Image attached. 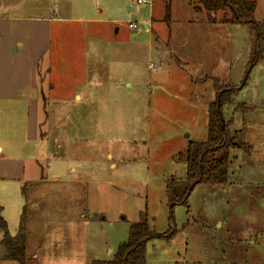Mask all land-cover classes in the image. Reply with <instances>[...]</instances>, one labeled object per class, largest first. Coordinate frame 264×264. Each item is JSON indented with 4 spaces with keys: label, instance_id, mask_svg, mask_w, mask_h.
<instances>
[{
    "label": "rangeland",
    "instance_id": "1",
    "mask_svg": "<svg viewBox=\"0 0 264 264\" xmlns=\"http://www.w3.org/2000/svg\"><path fill=\"white\" fill-rule=\"evenodd\" d=\"M197 1L73 0V23H55L39 115L0 108V172L20 167L0 178V264H20L6 239L21 233L27 264L110 261L145 211L147 264H264V0H249L257 29ZM59 29L72 46L61 65ZM227 86L229 181L184 197L180 154L206 141Z\"/></svg>",
    "mask_w": 264,
    "mask_h": 264
},
{
    "label": "crops",
    "instance_id": "2",
    "mask_svg": "<svg viewBox=\"0 0 264 264\" xmlns=\"http://www.w3.org/2000/svg\"><path fill=\"white\" fill-rule=\"evenodd\" d=\"M74 2L73 0H0V108L4 103H8L7 101H20L27 104L29 114H33L32 109L39 115L43 107L41 101L45 96V90L49 87L42 75V64L51 50L53 28L55 23L60 28H68L73 23L75 17H73L72 3ZM102 9L105 12V8ZM128 9L130 14L138 12V8L131 5ZM59 31L57 36L61 35L63 39V34L60 29ZM60 37L56 38L58 48L55 55L59 57L57 65H61L63 54L66 57L65 61L67 58L72 59V46L67 45L68 43L63 45ZM159 48L157 46V50H160ZM53 88L56 89V86L50 87L51 90ZM70 97L75 100L82 99L77 92L72 93ZM3 153L4 145L0 143V157ZM19 172V166L17 170V166L10 165L6 171L0 172V178L12 179V176Z\"/></svg>",
    "mask_w": 264,
    "mask_h": 264
},
{
    "label": "trees",
    "instance_id": "3",
    "mask_svg": "<svg viewBox=\"0 0 264 264\" xmlns=\"http://www.w3.org/2000/svg\"><path fill=\"white\" fill-rule=\"evenodd\" d=\"M197 3L198 9L223 13V18L219 20L221 24H248L256 29L260 25L255 21L257 7L255 2L249 0H198ZM165 21H171L170 6H168ZM254 62L253 54L250 65H253ZM230 95L231 88L227 86L221 90L216 101L209 106L206 141L191 144L184 153L180 154V160L185 162L187 168L184 197L198 185H226L229 181L230 152L238 148L237 138L231 137L223 117V106L227 102L226 97H230ZM1 212L0 208V228L6 229V222L1 217ZM152 237L148 212L145 211L141 214V220L131 227L127 241L120 245L113 259L97 261L94 264H147L146 244ZM6 244L9 258L17 260L20 264H27L26 240L22 233L16 238L6 239Z\"/></svg>",
    "mask_w": 264,
    "mask_h": 264
},
{
    "label": "built area",
    "instance_id": "4",
    "mask_svg": "<svg viewBox=\"0 0 264 264\" xmlns=\"http://www.w3.org/2000/svg\"><path fill=\"white\" fill-rule=\"evenodd\" d=\"M149 3H150V0H137L138 5H149ZM129 28L135 30L138 28V26L135 23H131L129 24Z\"/></svg>",
    "mask_w": 264,
    "mask_h": 264
},
{
    "label": "water",
    "instance_id": "5",
    "mask_svg": "<svg viewBox=\"0 0 264 264\" xmlns=\"http://www.w3.org/2000/svg\"><path fill=\"white\" fill-rule=\"evenodd\" d=\"M224 128V127H223Z\"/></svg>",
    "mask_w": 264,
    "mask_h": 264
}]
</instances>
